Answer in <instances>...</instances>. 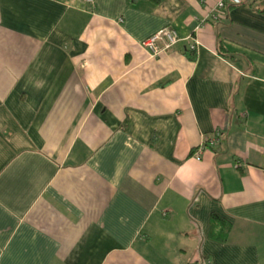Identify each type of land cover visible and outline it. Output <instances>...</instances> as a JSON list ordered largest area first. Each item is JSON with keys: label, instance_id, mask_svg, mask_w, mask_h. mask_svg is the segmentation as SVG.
<instances>
[{"label": "crops", "instance_id": "obj_1", "mask_svg": "<svg viewBox=\"0 0 264 264\" xmlns=\"http://www.w3.org/2000/svg\"><path fill=\"white\" fill-rule=\"evenodd\" d=\"M88 1L0 0V264H264V0Z\"/></svg>", "mask_w": 264, "mask_h": 264}, {"label": "built area", "instance_id": "obj_2", "mask_svg": "<svg viewBox=\"0 0 264 264\" xmlns=\"http://www.w3.org/2000/svg\"><path fill=\"white\" fill-rule=\"evenodd\" d=\"M242 0H220L215 8L211 11V18L218 22L221 19L220 13L227 8V5L238 4ZM92 3V0L88 1ZM189 50L195 53L198 49V41L195 36L188 37ZM181 41L178 32L173 28H165L158 33L145 40L141 47L153 57H158L161 54L169 52L174 46ZM220 134L217 135L216 139H207L201 146L194 152V156L197 160H200L201 153L209 147H213L219 142Z\"/></svg>", "mask_w": 264, "mask_h": 264}, {"label": "trees", "instance_id": "obj_3", "mask_svg": "<svg viewBox=\"0 0 264 264\" xmlns=\"http://www.w3.org/2000/svg\"><path fill=\"white\" fill-rule=\"evenodd\" d=\"M214 223H216V219H214ZM213 238H216V236H215V234H214V232H213ZM218 241H220V242H224L225 240H226V235L225 234H223L222 236H219V237H217L216 238Z\"/></svg>", "mask_w": 264, "mask_h": 264}]
</instances>
